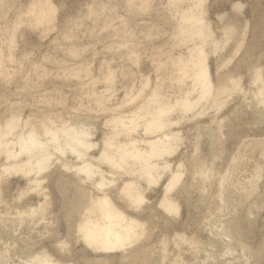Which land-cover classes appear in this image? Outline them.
<instances>
[{"label": "rangeland", "instance_id": "obj_1", "mask_svg": "<svg viewBox=\"0 0 264 264\" xmlns=\"http://www.w3.org/2000/svg\"><path fill=\"white\" fill-rule=\"evenodd\" d=\"M38 1L0 0V127L16 117L23 123L8 136L9 143L31 125L46 138L43 123L52 121L57 129L91 128L98 143L92 154L98 156L103 139L112 134L113 114L141 112L153 92L163 105H175L193 90L191 81L180 80L183 71L175 63L204 46L215 89L229 85V76L239 79L241 88L219 96L227 99L219 111L205 102L204 115L184 114L179 107L171 114L173 121L180 120L171 128L182 138L169 157L174 169L183 165V179L171 193L181 213L168 214L159 205L167 175L147 189L148 201L140 211L125 206L148 228L134 250L146 248V264H264V94L259 93L264 92V0L203 3L202 16L218 40L224 39L225 28L231 29L225 48L217 53L211 43L185 40L190 23L182 15L196 9L197 0H50L55 18L43 24L37 23L36 10L29 12ZM236 3L243 8H235ZM239 43L242 47L234 56ZM257 68L263 77L259 84L253 81ZM134 137L141 140L145 134ZM119 139L127 141L125 135ZM5 157H0V254L6 255L0 263L23 264L32 252L45 248L61 259L45 220L19 215L45 198L29 190L26 177L2 171ZM48 175L47 217L57 215L59 231L65 234L70 214L72 222L78 218L74 211L79 190L94 187L60 164ZM116 188L112 195L117 199ZM177 234L188 241H177ZM71 248V257L62 255L61 260L89 264L98 257L74 238ZM139 255L108 256L111 264H140L144 254Z\"/></svg>", "mask_w": 264, "mask_h": 264}, {"label": "bare ground", "instance_id": "obj_2", "mask_svg": "<svg viewBox=\"0 0 264 264\" xmlns=\"http://www.w3.org/2000/svg\"><path fill=\"white\" fill-rule=\"evenodd\" d=\"M40 1L34 3L29 12L36 10L38 24L51 23L55 18V5L50 0ZM205 1L197 0L196 9L189 8L182 15L183 20L190 23L185 40L188 43L195 40L203 44L211 43L214 52L217 53L225 48L231 29L225 28L222 41L216 38L210 23L208 24L206 17L202 16ZM242 6L241 3L234 5L239 10L243 8ZM241 47L242 43H239L234 56ZM191 53L190 58L180 57L175 66L183 71L180 80L191 81L190 83L194 86L193 90L188 92L182 100H177L175 105L172 103L163 105L159 100V94L153 92L147 104L142 106L141 112H134L130 115H122L119 112L113 114L109 120L112 134L103 139L98 156L92 154V151L98 147V143L92 139L91 128L65 126L57 129L53 127L51 121L52 125L51 122L43 123L42 130L46 138H42L37 128L31 125L29 130L16 134L15 142L11 143V140L9 143L8 136L14 135L23 123L16 117L7 121L4 128L0 127V157L4 154L6 156V162L1 164L2 171L8 175L21 174L26 177L30 183V189H28L45 198L37 206L28 205V209L21 210L19 215L40 216L43 221L45 220L48 234L56 240L54 247L61 253V259L62 255L72 254L71 242L74 238L76 242L84 244L86 249L98 255L93 259L90 258L89 264H111L108 255L116 252L121 253L122 258L129 253L131 256L128 255L127 258L129 256L138 258L139 254H144L140 264H146L148 261L146 248L139 247L141 252H137L134 248L140 245L141 240L146 237L147 224L140 217L131 214L125 206L131 210L140 211L144 203L148 201L147 189L160 185L167 175L168 180L159 205L168 214L179 215L181 213V206L171 197V193L183 179L184 174L181 171L183 165L178 164L174 169L169 157L178 151L182 138L180 131L175 132L171 128L180 121H173L171 114L179 107L184 114L192 111L197 112V116L204 115L205 109L201 106L205 102H212L209 107L219 111L227 102V99H220L219 96L223 94H226V97L230 96L235 90L241 88L240 80L229 76L227 78L229 85L215 89L210 72L209 52L202 46L191 49ZM189 70L194 73L189 74ZM254 71L253 81L259 84L263 81L262 71L258 68ZM259 93L264 94L261 90ZM151 102L156 105L152 107ZM97 103L106 109L102 99H97ZM29 123L30 120L24 124L29 125ZM141 131L145 134V138L136 139L134 134ZM61 134L65 136L62 140ZM120 135H125L127 141H121ZM148 137H153V139H148ZM58 164L62 169L76 175L84 182L83 184L86 182L91 185L90 187H94V190L80 188L76 205L74 204L77 210L74 212L78 218L76 217V221L72 222L70 214L71 217L66 219L65 234L59 231L60 221L56 214L57 217H47L50 209V195L47 189L48 173ZM255 180L252 182L257 184ZM144 183L147 185L146 188L143 186ZM114 187H117L116 196L119 201L112 195ZM175 239L181 242L188 241L182 234H177ZM164 247L166 249L167 246ZM5 253L1 252L0 262L6 255ZM105 254L107 256H101ZM61 259L55 258L50 250L45 248L40 252H32L26 259H20V261L22 260L23 264H78L67 261L66 258L63 259L64 261ZM132 264L138 263L135 260Z\"/></svg>", "mask_w": 264, "mask_h": 264}]
</instances>
